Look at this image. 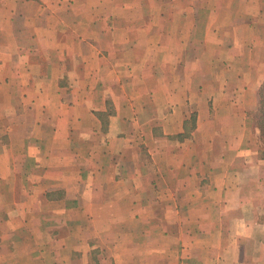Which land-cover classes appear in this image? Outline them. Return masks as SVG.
<instances>
[{
    "label": "crops",
    "instance_id": "0c3cea01",
    "mask_svg": "<svg viewBox=\"0 0 264 264\" xmlns=\"http://www.w3.org/2000/svg\"><path fill=\"white\" fill-rule=\"evenodd\" d=\"M264 0H0V264H264Z\"/></svg>",
    "mask_w": 264,
    "mask_h": 264
},
{
    "label": "trees",
    "instance_id": "16d2710c",
    "mask_svg": "<svg viewBox=\"0 0 264 264\" xmlns=\"http://www.w3.org/2000/svg\"><path fill=\"white\" fill-rule=\"evenodd\" d=\"M255 126L259 130L260 138L264 143V81L258 90V107L253 113Z\"/></svg>",
    "mask_w": 264,
    "mask_h": 264
}]
</instances>
